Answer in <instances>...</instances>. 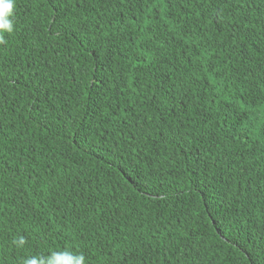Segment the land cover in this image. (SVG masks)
<instances>
[{
	"label": "trees",
	"instance_id": "1",
	"mask_svg": "<svg viewBox=\"0 0 264 264\" xmlns=\"http://www.w3.org/2000/svg\"><path fill=\"white\" fill-rule=\"evenodd\" d=\"M14 24L0 264H264V0H16Z\"/></svg>",
	"mask_w": 264,
	"mask_h": 264
},
{
	"label": "clouds",
	"instance_id": "2",
	"mask_svg": "<svg viewBox=\"0 0 264 264\" xmlns=\"http://www.w3.org/2000/svg\"><path fill=\"white\" fill-rule=\"evenodd\" d=\"M16 0H0V43H3L4 35L14 31ZM18 247H22L26 240L21 236L13 241ZM23 264H86L83 253L70 250L52 251L48 255L29 256L23 260Z\"/></svg>",
	"mask_w": 264,
	"mask_h": 264
}]
</instances>
